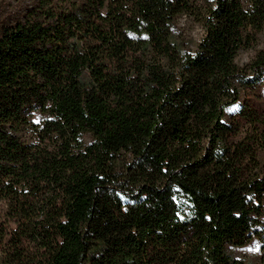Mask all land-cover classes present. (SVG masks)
Listing matches in <instances>:
<instances>
[{
	"label": "trees",
	"instance_id": "16d2710c",
	"mask_svg": "<svg viewBox=\"0 0 264 264\" xmlns=\"http://www.w3.org/2000/svg\"><path fill=\"white\" fill-rule=\"evenodd\" d=\"M17 2L0 264H264V0Z\"/></svg>",
	"mask_w": 264,
	"mask_h": 264
},
{
	"label": "rangeland",
	"instance_id": "374dc122",
	"mask_svg": "<svg viewBox=\"0 0 264 264\" xmlns=\"http://www.w3.org/2000/svg\"><path fill=\"white\" fill-rule=\"evenodd\" d=\"M5 4H9V11H14L18 8L20 5V2H17V0H0ZM22 2H27V0H22ZM8 11V10H7ZM185 29L187 38L191 39H198L200 36V30L193 25L187 24V22H184L182 20L179 24ZM187 29V31H186ZM248 55H243L240 59V62H245L247 60ZM247 101L250 103V105L255 108L259 112H264V85L257 86L253 90L249 91L247 94ZM257 248H254L251 250V252H255Z\"/></svg>",
	"mask_w": 264,
	"mask_h": 264
}]
</instances>
